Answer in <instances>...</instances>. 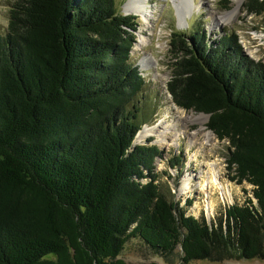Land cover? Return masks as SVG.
Listing matches in <instances>:
<instances>
[{"label":"trees","instance_id":"obj_1","mask_svg":"<svg viewBox=\"0 0 264 264\" xmlns=\"http://www.w3.org/2000/svg\"><path fill=\"white\" fill-rule=\"evenodd\" d=\"M245 8L261 16L264 0ZM138 27L116 0L11 6L0 32V264H127L132 239L165 264L178 247L180 264L264 260V64L235 35L173 36L168 93L211 115L235 178L254 188L210 224L161 193L160 149L135 145L147 85L131 59Z\"/></svg>","mask_w":264,"mask_h":264},{"label":"rangeland","instance_id":"obj_2","mask_svg":"<svg viewBox=\"0 0 264 264\" xmlns=\"http://www.w3.org/2000/svg\"><path fill=\"white\" fill-rule=\"evenodd\" d=\"M129 0H116L118 11L128 17H135L138 30L136 45L132 50V62L138 65L147 81L143 100V113L140 123L143 131L146 127L153 128L160 124L164 118L169 122L175 113L184 112V117L194 115H204L207 117L208 128L210 117L204 113L187 111L178 107L168 93L167 85L172 79V64L176 62L174 50L171 46L173 36L176 33L188 34L193 28L203 31L209 36V41L215 42L220 37L230 34L238 37L244 54L256 63L264 64V14L261 16L249 15L246 12L245 4L249 0H244L238 14L230 22H217L220 17L226 16L234 11L237 4L234 0H193L191 9L183 16L182 20L178 16L177 6L174 0H148L144 1L147 9L152 12L148 17L150 22L145 24L141 17L135 14H127L125 6ZM178 5L182 0H176ZM15 0H0V32H5L9 23V11ZM146 28V38L149 42L146 46L138 45L141 31ZM150 54L154 62L149 70L142 69V59ZM157 76V77H156ZM168 111L172 113L167 116ZM187 114H186V113ZM171 124V123H170ZM180 127L189 133L200 130L198 124L191 122L181 123ZM140 131V132H141ZM135 145L157 146L160 149L161 157L156 161L155 172L159 176L158 184L161 193L169 200L179 205V209L186 212L187 216H193L199 220L205 219L207 222L219 224L226 223V212L232 206H243L249 198H253V186L247 182L239 183L236 172L230 168L229 143L228 141L212 140L206 147L203 154L197 155V147H189L186 137L182 134L178 143H173L171 135L167 137L166 143H158L155 137L147 140L137 139ZM202 153V152H201ZM198 157H196V156ZM210 155V163L217 162L220 182L230 193L222 195V191L213 185L212 190H207L205 183L208 181V171L205 158ZM179 161L178 167L172 165ZM208 161V159H207ZM210 174V173H209ZM192 178L191 190L182 191L183 182L187 177ZM146 182V180H145ZM202 186V187H201ZM230 188L227 189V187ZM204 189V190H203ZM225 197V198H224ZM213 202L210 203V202ZM257 204V202L255 201ZM214 205V206H213ZM181 248L178 247L173 255L174 264H180ZM122 258L127 264L157 263L165 264V257L156 255L149 247L138 239H132L127 245ZM190 264H264V260L232 258L223 262H212L209 260L194 261Z\"/></svg>","mask_w":264,"mask_h":264},{"label":"bare ground","instance_id":"obj_3","mask_svg":"<svg viewBox=\"0 0 264 264\" xmlns=\"http://www.w3.org/2000/svg\"><path fill=\"white\" fill-rule=\"evenodd\" d=\"M147 3L148 0H129L128 3L125 6L127 14H135L139 17H141L142 21L145 24H148L150 22V19H148L149 16H151V13L147 9V5H144L143 3ZM244 0H234V2L237 4V7L234 11L228 13L226 16L220 17V19H217V22H230L232 21L235 16L238 14L240 7L242 6ZM178 2L174 0V4L177 6L178 16L182 20L183 16L187 14V12L191 9V5L193 3V0H182L180 1V4H177ZM146 32V28H144L141 31V36L139 39L138 45L141 47H144L149 42V39L146 38V35H143V33ZM154 62L153 57L148 54L146 55L142 61V69L149 70L151 63ZM157 77V76H156ZM177 112L175 113L176 117H172L171 121L169 122L166 118L163 119V121L160 122L159 125L149 128L146 127L143 131L140 132L137 139L140 140H147L151 137H155L156 141L158 143H166L167 137L171 135V138H173V143H178L179 137L183 134L186 137L188 146L191 148L193 146L197 147V155L203 154L206 147L210 145V142L212 140H216L215 135L212 132H208L207 129V122L208 119L204 115H194V116H186L184 117V112ZM186 113V112H185ZM187 114V113H186ZM172 113L168 111L167 116H171ZM191 122L192 124H198L200 126V130L196 131L195 133H189L184 128L180 127L181 123ZM171 123V124H170ZM202 152V153H201ZM196 156V155H195ZM198 157V156H196ZM210 155H208L206 160V167L209 169L208 171V181L205 183V187H207V190L211 191L213 185L217 187L220 191H222V195H224V191H226V194L229 193L223 186L222 182H220V177L218 173L220 172V169H218V163L212 162L210 163ZM208 159V161H207ZM210 173V174H209ZM191 177L185 178V181L183 182L182 191H190L191 190ZM202 187V186H201ZM227 187V186H226ZM227 189L230 190V188L227 187ZM204 190V189H203ZM230 194V193H229ZM225 198V197H224ZM210 203L213 204L211 201ZM214 206V205H213Z\"/></svg>","mask_w":264,"mask_h":264},{"label":"water","instance_id":"obj_4","mask_svg":"<svg viewBox=\"0 0 264 264\" xmlns=\"http://www.w3.org/2000/svg\"><path fill=\"white\" fill-rule=\"evenodd\" d=\"M207 116H208V118L211 117V115H207Z\"/></svg>","mask_w":264,"mask_h":264}]
</instances>
